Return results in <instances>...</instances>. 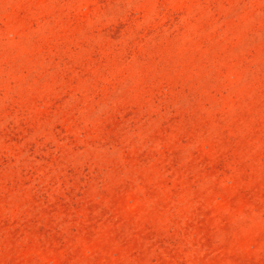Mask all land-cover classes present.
I'll return each mask as SVG.
<instances>
[{
	"label": "rangeland",
	"instance_id": "374dc122",
	"mask_svg": "<svg viewBox=\"0 0 264 264\" xmlns=\"http://www.w3.org/2000/svg\"><path fill=\"white\" fill-rule=\"evenodd\" d=\"M0 264H264V0H0Z\"/></svg>",
	"mask_w": 264,
	"mask_h": 264
}]
</instances>
